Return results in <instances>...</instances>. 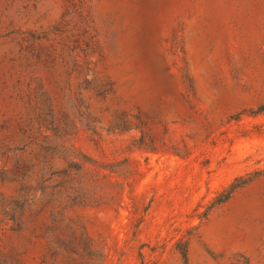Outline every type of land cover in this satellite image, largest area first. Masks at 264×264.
<instances>
[{"label": "rangeland", "instance_id": "rangeland-1", "mask_svg": "<svg viewBox=\"0 0 264 264\" xmlns=\"http://www.w3.org/2000/svg\"><path fill=\"white\" fill-rule=\"evenodd\" d=\"M0 260L264 264V0H0Z\"/></svg>", "mask_w": 264, "mask_h": 264}, {"label": "trees", "instance_id": "trees-1", "mask_svg": "<svg viewBox=\"0 0 264 264\" xmlns=\"http://www.w3.org/2000/svg\"><path fill=\"white\" fill-rule=\"evenodd\" d=\"M33 155V157H32ZM17 161L15 165V170L20 171H28L29 174L37 173L39 176H42L43 178L46 177L48 173V169L44 165L43 167H40V161L39 157L42 158L43 154L41 152L35 151V149L30 150V153L28 151H21V154L17 156ZM38 161V163H36ZM29 178V176L27 177ZM26 178V179H27ZM26 179H22L26 180ZM185 261L187 260V254L184 253ZM0 264H9L8 262L1 261Z\"/></svg>", "mask_w": 264, "mask_h": 264}]
</instances>
